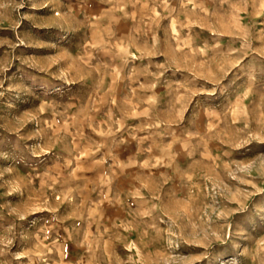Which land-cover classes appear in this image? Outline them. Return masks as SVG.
Masks as SVG:
<instances>
[{"label":"rangeland","instance_id":"obj_1","mask_svg":"<svg viewBox=\"0 0 264 264\" xmlns=\"http://www.w3.org/2000/svg\"><path fill=\"white\" fill-rule=\"evenodd\" d=\"M0 264H264V0H0Z\"/></svg>","mask_w":264,"mask_h":264}]
</instances>
